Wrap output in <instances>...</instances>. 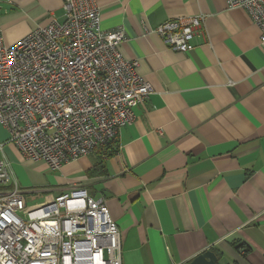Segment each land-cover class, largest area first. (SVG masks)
I'll return each instance as SVG.
<instances>
[{"label": "crops", "instance_id": "obj_1", "mask_svg": "<svg viewBox=\"0 0 264 264\" xmlns=\"http://www.w3.org/2000/svg\"><path fill=\"white\" fill-rule=\"evenodd\" d=\"M102 29L124 30V58L154 89L105 150L52 171L25 158L0 126V158L43 205L72 188L104 199L121 232L123 264H264V49L261 30L226 0H95ZM63 0H0V32L14 45L53 18ZM201 16L190 53L156 33ZM27 203V199H26ZM42 206V205H41ZM244 246L243 249L239 247Z\"/></svg>", "mask_w": 264, "mask_h": 264}, {"label": "built area", "instance_id": "obj_2", "mask_svg": "<svg viewBox=\"0 0 264 264\" xmlns=\"http://www.w3.org/2000/svg\"><path fill=\"white\" fill-rule=\"evenodd\" d=\"M226 1L249 14L264 49V0ZM62 8V21L53 18L14 45L0 32V126L25 158L52 171L105 150L154 91L120 51L124 30L103 31L95 0H63ZM203 28V17L188 16L156 33L170 50L190 53ZM26 209L0 158V264H123L120 229L106 201L87 189Z\"/></svg>", "mask_w": 264, "mask_h": 264}, {"label": "rangeland", "instance_id": "obj_3", "mask_svg": "<svg viewBox=\"0 0 264 264\" xmlns=\"http://www.w3.org/2000/svg\"><path fill=\"white\" fill-rule=\"evenodd\" d=\"M26 199H27L26 212L44 206L45 204L43 205L42 203H45L47 200V198L44 196V194H34V193L27 194Z\"/></svg>", "mask_w": 264, "mask_h": 264}, {"label": "water", "instance_id": "obj_4", "mask_svg": "<svg viewBox=\"0 0 264 264\" xmlns=\"http://www.w3.org/2000/svg\"><path fill=\"white\" fill-rule=\"evenodd\" d=\"M219 262L218 256L212 251H206L195 258L190 264H217Z\"/></svg>", "mask_w": 264, "mask_h": 264}, {"label": "trees", "instance_id": "obj_5", "mask_svg": "<svg viewBox=\"0 0 264 264\" xmlns=\"http://www.w3.org/2000/svg\"><path fill=\"white\" fill-rule=\"evenodd\" d=\"M243 247H244V246H241V247H239V249H240V248L243 249Z\"/></svg>", "mask_w": 264, "mask_h": 264}]
</instances>
